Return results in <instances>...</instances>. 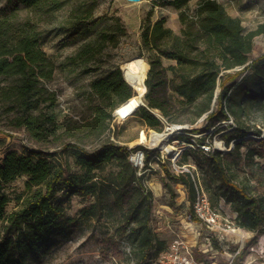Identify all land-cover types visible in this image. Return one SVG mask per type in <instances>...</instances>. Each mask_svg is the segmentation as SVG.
<instances>
[{"label": "trees", "instance_id": "obj_1", "mask_svg": "<svg viewBox=\"0 0 264 264\" xmlns=\"http://www.w3.org/2000/svg\"><path fill=\"white\" fill-rule=\"evenodd\" d=\"M21 1L27 5L40 2ZM189 1L169 0L178 11L182 25L179 35L165 27L164 18L149 23L141 33V48L149 54V69L145 80L148 109L142 107L140 117L151 128L162 123L149 110L160 113L168 124H178L164 117L173 108L169 92L189 104L202 96L211 103L215 97L216 106L205 118L208 127L226 121L228 113L234 112L233 104L228 103L232 90L242 97H264V53L249 59L254 38L264 34V23L245 33L241 19L231 16L218 0H200L194 15L184 10ZM58 2L52 0L55 6ZM105 20L104 15L94 16L89 10L82 12L63 28V43L92 32ZM91 52L93 47H87L85 53ZM162 59L174 61L175 65L164 67ZM55 69L40 47L37 33L15 27L0 17V78L15 79L12 86L0 87V102L17 103L20 115L15 118V124L36 141L55 135L60 129L56 95L45 87L53 79ZM218 79L220 91L214 95ZM91 92L109 103L97 105L93 121L83 128L90 134L102 135L113 118L112 110L130 99L133 91L116 68L107 78L93 82ZM40 103L44 104L45 112L34 115L31 111ZM246 133V129L236 126L223 138L228 143L243 138ZM255 133L259 135V131ZM81 143H68L65 147L76 171L67 160L51 161L53 154L44 151L10 150L3 154L0 159V264H30L44 250L67 239L81 219L95 217L106 198H112L121 210L120 222L112 235L102 240L113 254H121L119 242L127 243L131 264H156V259L167 249L166 241L159 238L151 224L153 195L145 185L147 172L138 176L128 162V150L109 139L94 150L85 149ZM242 143H236L226 153L213 151L208 156L201 155L199 150L193 153L202 183L196 170L192 174L183 170L176 172L167 160L158 165L165 188H170L168 180L181 184L191 208L199 185L212 205L220 198L231 203L236 212L235 225L255 234L251 239L254 243L257 236L264 235V185L257 183L251 187L239 180L236 170L252 163L255 156L264 159V142H259V149L251 148L245 154L240 151ZM187 155L185 148L180 159L186 160ZM150 156L148 152L147 160ZM177 165L184 163L179 160ZM108 166L110 169L106 171ZM22 176L27 177L25 193L18 199L19 204L8 210L10 197L3 185ZM74 196L93 198V203L80 210L79 217L67 212ZM191 219L198 222L193 212Z\"/></svg>", "mask_w": 264, "mask_h": 264}, {"label": "rangeland", "instance_id": "obj_2", "mask_svg": "<svg viewBox=\"0 0 264 264\" xmlns=\"http://www.w3.org/2000/svg\"><path fill=\"white\" fill-rule=\"evenodd\" d=\"M199 1L190 0L184 8L185 12L188 15H194ZM218 2L222 3L230 13L250 9V7L244 8L247 7L244 6L245 4L239 5L235 1L218 0ZM58 3L55 6L52 0H40L38 4L27 5L21 0H0V17L6 18L15 27L26 28L37 33L41 49L56 66L53 79L46 82L45 87L56 95V113L60 124V129L55 135L43 141H36L22 127L15 124V118L20 115L17 103H13V100L1 101L0 159L10 150L20 153L44 151L53 154L49 158L51 161L63 163L67 160L72 170L76 171L72 157L65 148L68 143L82 142L81 145L85 149L94 150L103 141L109 139L128 149L138 144L142 129L147 130L149 135L151 132H163L162 124L151 128L140 117L142 107L126 119L114 117L115 110L121 104L112 110L113 120L102 135L90 134L84 130L83 126L93 121L94 108L97 105L109 103V101H102L91 92V84L107 78L116 68L121 71L125 79L122 65L134 57H141L147 62L149 54L141 48L143 29L156 19L164 18L165 27L179 35L182 25L178 19V11L169 4V0H140L139 2L59 0ZM86 10L91 11L94 16L104 15L106 20L92 32L80 35L70 43H63V28ZM241 15L245 33L255 30L260 20L264 21V14H261V17L252 12ZM87 47H93L91 54L85 53ZM263 53L264 34H261L253 40L249 59L253 60ZM162 64L167 67L175 65V62L162 59ZM167 75L171 77L170 72ZM240 79L241 77L237 79L236 84ZM14 83V78H0L2 88H8ZM219 83L220 79L217 81L214 95L220 91ZM128 85L134 95V89L129 83ZM169 95L172 97L173 108L169 115L164 117L187 127L186 131L171 138L169 144L173 146L177 143L189 144L186 147L188 153L186 160L180 159V161L189 170H196L200 183H202V174L196 169L193 157V153L199 150L196 144L211 146L212 151L226 153L231 151L236 143L243 141L240 151L245 154L251 148L259 149V142H264L263 96L247 98L237 94L236 90H232L228 103L233 104L234 112L228 113V119L222 125L208 127L204 114L211 107L215 108V97L211 103L202 96L197 102L189 104L182 102L181 98L172 92H169ZM31 112L34 115L45 112L44 104H38V108ZM222 126L224 127L220 128ZM236 126L246 129V135L226 143L224 134ZM256 131H259V135H256ZM216 142H221L226 150L216 147ZM153 153L149 151L151 156L146 162L148 167L151 164V170L147 172L145 185L152 191L151 224L159 238L165 240L167 245L178 239L187 241L188 244L195 240V257L205 261L206 264H264V235L257 236L256 242L252 243L251 239L255 234L240 229L234 235L226 236L227 238L231 236L229 242L220 243L216 236H213L209 246L206 232L191 219L193 211L188 202L186 189L181 184H175L170 180L167 181L170 188H165L159 163L151 159ZM198 153L202 155L201 152ZM109 169L110 166L106 171ZM236 172L239 180L249 183L251 187L257 183L264 185V159L260 157L255 156L252 163L241 167ZM26 180L27 177L22 176L3 185L4 192L10 197L8 210L19 204L18 199L25 193ZM91 203L93 198L74 196L67 212L70 216L79 217L80 210ZM102 207L97 210L95 217L81 219L78 227L67 239L44 250L33 258L30 264H131L127 256V243H118L121 254H113L110 248L102 243L106 235H112L121 218V210L114 205L112 198H106ZM212 207L219 211L222 217L230 220L236 213L231 203L222 198L214 200ZM191 229L201 231L200 236L196 237L190 233ZM241 245L243 246L237 253ZM251 246L254 250H250ZM210 247L213 250L209 251Z\"/></svg>", "mask_w": 264, "mask_h": 264}, {"label": "built area", "instance_id": "obj_3", "mask_svg": "<svg viewBox=\"0 0 264 264\" xmlns=\"http://www.w3.org/2000/svg\"><path fill=\"white\" fill-rule=\"evenodd\" d=\"M157 112V111H156ZM134 114V113H133ZM132 114V115H133ZM155 114V113H153ZM155 116L159 119V121L163 124L164 129L161 134L164 135L163 142L167 145H170V139L174 136L183 133V131L187 130V127L178 124H168L158 113ZM114 117H118L119 119H126L128 117H120L118 115V110H115ZM113 120V119H112ZM224 123L220 122L216 126L222 125ZM112 124V123H111ZM152 133V132H151ZM150 136L147 133V130L142 129L139 133L138 144L132 148H128L127 159L130 165L136 170L138 176L148 172L151 170V164H149V168H146L147 156L148 152H154L151 159H155L158 163H163L164 160L170 161L173 169L176 172L181 170L187 171L192 174L191 170L186 168V166H178L177 163L182 156V152L185 150L187 146L183 143L175 144V150L172 151L171 156H167L161 147L158 144L150 143ZM194 142V140H193ZM162 143V142H161ZM199 148V151L208 156L213 151L211 150V146H207L204 144H196ZM197 195L195 201L193 202L192 209L194 216L197 219V225L202 231L206 232V240L210 246L211 239L213 236H216L218 242L227 241L229 242L231 239L227 238L228 235H234L237 230V226L235 225L234 219L236 214L233 216L232 220L229 218H224L221 216L220 212L217 211L214 207H212L210 200L207 194L204 192L202 187H196ZM195 224V223H194ZM190 233H193L196 237H199L201 231L197 229L189 230ZM243 245L239 247L240 251ZM195 247L196 245L188 244L187 241L178 239L174 240L168 244L167 249L159 255L156 259V264H206L205 261H200L195 257ZM213 250L212 247L209 248V251ZM250 250H254V247H250ZM214 264V263H211Z\"/></svg>", "mask_w": 264, "mask_h": 264}, {"label": "bare ground", "instance_id": "obj_4", "mask_svg": "<svg viewBox=\"0 0 264 264\" xmlns=\"http://www.w3.org/2000/svg\"><path fill=\"white\" fill-rule=\"evenodd\" d=\"M148 69V63L141 57H134L131 60L123 63L122 70L125 79L132 86L135 93L129 100L122 103L117 108L118 115L120 117H130L139 107L144 106L146 104L144 94L146 92L145 79ZM154 113L157 114L156 111ZM163 137L164 135L161 133L152 132L150 136V143H159L163 149V152L167 156H171L172 151L175 150V146L167 145L165 142H163ZM215 145L219 149L226 150V148L221 142H216Z\"/></svg>", "mask_w": 264, "mask_h": 264}, {"label": "crops", "instance_id": "obj_5", "mask_svg": "<svg viewBox=\"0 0 264 264\" xmlns=\"http://www.w3.org/2000/svg\"><path fill=\"white\" fill-rule=\"evenodd\" d=\"M229 1L230 2H233V1L238 2L239 5L245 4L244 6H247V7H244V8H247V9L250 7V9L247 11L234 12V13L228 12L231 16L240 18L241 21L243 18V16L241 14H244V13L252 12L254 14H258L260 17H261V14H264V0H229ZM247 4H249V5H247ZM262 23H264V21L260 20L258 22L257 26L259 24H262ZM242 24H243V21H242ZM195 224L197 225L196 222H195ZM190 244L196 245V241L193 240V241H191Z\"/></svg>", "mask_w": 264, "mask_h": 264}, {"label": "water", "instance_id": "obj_6", "mask_svg": "<svg viewBox=\"0 0 264 264\" xmlns=\"http://www.w3.org/2000/svg\"><path fill=\"white\" fill-rule=\"evenodd\" d=\"M128 2H139L140 0H127ZM237 69H241V68H237ZM129 100V99H128ZM141 107H144V108H147L148 109V106L147 104H145L144 106H141ZM213 107H211V109L204 114V117L207 116L208 113H210L212 111ZM150 112L154 113L155 111L154 110H149Z\"/></svg>", "mask_w": 264, "mask_h": 264}]
</instances>
